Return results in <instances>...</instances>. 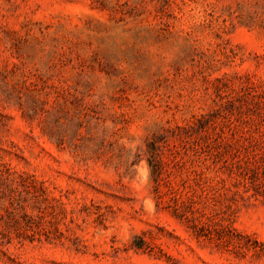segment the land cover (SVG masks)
I'll return each mask as SVG.
<instances>
[{"label":"rangeland","instance_id":"374dc122","mask_svg":"<svg viewBox=\"0 0 264 264\" xmlns=\"http://www.w3.org/2000/svg\"><path fill=\"white\" fill-rule=\"evenodd\" d=\"M0 264H264V0H0Z\"/></svg>","mask_w":264,"mask_h":264}]
</instances>
